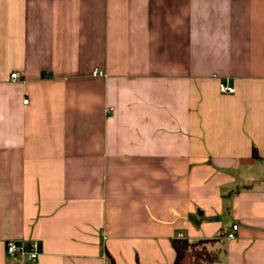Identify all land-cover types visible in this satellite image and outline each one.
Wrapping results in <instances>:
<instances>
[{
  "label": "crops",
  "instance_id": "0c3cea01",
  "mask_svg": "<svg viewBox=\"0 0 264 264\" xmlns=\"http://www.w3.org/2000/svg\"><path fill=\"white\" fill-rule=\"evenodd\" d=\"M173 238L264 264V0H0V264H173Z\"/></svg>",
  "mask_w": 264,
  "mask_h": 264
},
{
  "label": "trees",
  "instance_id": "16d2710c",
  "mask_svg": "<svg viewBox=\"0 0 264 264\" xmlns=\"http://www.w3.org/2000/svg\"><path fill=\"white\" fill-rule=\"evenodd\" d=\"M254 154L256 155L255 150ZM213 240H198L191 242L186 238H173L171 244L175 250V259L173 264H181V261L187 252L193 256L195 264H209L217 260V252L209 246ZM24 264H29L24 262Z\"/></svg>",
  "mask_w": 264,
  "mask_h": 264
},
{
  "label": "built area",
  "instance_id": "2783aa9c",
  "mask_svg": "<svg viewBox=\"0 0 264 264\" xmlns=\"http://www.w3.org/2000/svg\"><path fill=\"white\" fill-rule=\"evenodd\" d=\"M95 72L97 70L95 69ZM19 74L17 72H13L10 74L12 79L18 78ZM219 89L223 93H234L235 87L226 83H220ZM27 100H24L26 102ZM238 228L237 224L232 226V231L227 233L226 237L228 239H232L235 237V230ZM6 252L19 264H24V262H33L37 258V252L35 250V244L26 247L22 241L18 240H8L6 242Z\"/></svg>",
  "mask_w": 264,
  "mask_h": 264
}]
</instances>
